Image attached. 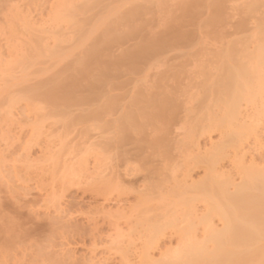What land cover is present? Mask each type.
I'll return each instance as SVG.
<instances>
[{"label":"rangeland","instance_id":"obj_1","mask_svg":"<svg viewBox=\"0 0 264 264\" xmlns=\"http://www.w3.org/2000/svg\"><path fill=\"white\" fill-rule=\"evenodd\" d=\"M191 1L0 0V264L170 261L188 236L203 240L205 203L196 201L198 218L187 219L183 197L193 195L212 163L235 183L242 162L264 168V67L231 120L238 135L219 127L230 101L216 85L221 51L236 49V59L249 62L264 0H221L218 10V0ZM253 1L260 3L258 16L247 11ZM133 10L141 16L129 23L124 18ZM110 26L121 40L108 44ZM136 27L141 31L134 36ZM178 28L191 38L179 42ZM159 36L177 38L145 62H119L107 73L101 68ZM101 40L108 44L101 61L90 76H80L79 65ZM74 80L82 87L75 96L89 101L46 99L51 88ZM163 99L165 120H153ZM125 116L135 120L126 130ZM189 222L202 224H191L193 232Z\"/></svg>","mask_w":264,"mask_h":264},{"label":"bare ground","instance_id":"obj_2","mask_svg":"<svg viewBox=\"0 0 264 264\" xmlns=\"http://www.w3.org/2000/svg\"><path fill=\"white\" fill-rule=\"evenodd\" d=\"M193 1H191V4H192ZM218 1L219 2H216L218 4H215L216 5V7H215L216 9L219 8V3H220L221 0H218ZM255 1H260V0H255ZM255 1H253L252 4ZM196 2H198V1H196ZM196 2L194 1L195 4H197ZM194 3H193V5H195ZM248 3L249 2H247V4ZM258 6H260V3H257V4L254 3L253 6L251 5V8L249 7L250 10H248V8H247L248 13H249V11L252 12V14L255 13V12L258 13L257 11H261V10H258ZM263 6H264V4L262 3L261 9L263 8ZM88 7H90V6H88ZM220 8H221V6H220ZM222 8H224V7L222 6ZM245 9H246V7H245ZM242 11H244V10H242ZM194 12H195V10H194ZM194 12L192 13V15L196 14ZM188 14H190V13H188ZM211 14H213V13H211ZM190 15H189V17L191 18ZM140 16H141V11L140 10H133L130 13V15L128 16V18L126 17L124 19H126V21L128 20L129 23H133V22L135 23V20H138V18ZM245 16H250V15L247 14ZM185 17H187V14H186ZM216 18H218V15H217ZM260 20H261V23L259 22ZM191 21H193V18H192ZM257 22L260 23L259 24L260 26L257 27L259 29L258 30L256 29L257 31H259L258 32L259 34L256 33L257 36L254 34L258 38L256 40L253 39L255 41L254 43H256V47L254 46L255 47L254 52L249 54V62L250 63L252 62L251 64H253V65L256 64V66H258L257 68H255L256 66H252V65L251 66L253 67V69L251 67H249L250 63L247 62L248 60L246 62H243L244 60L242 62L237 60L238 58L235 57V56H237V54H236L237 51L234 52L236 49L234 50V48H229V50L230 49L234 50V51L231 52L232 53L231 54V53H229V51H227L228 50V48H227L228 45L226 47L227 48L226 52H228V53L227 54L224 53L225 54L224 56H223V54H221V53H223V51H221V53H220V58H221V56L223 58L221 60L222 63H220L221 70H219V71H221L220 72L221 74H220V77L218 75L219 80H217L218 83L216 85L218 86V84H219V86H221L222 89H223L221 91V93H220L221 98L226 97L225 99L229 100L230 104H229L228 108L226 107L227 110H224L223 116H221L222 119L219 121L220 122V124H219L220 126L219 127H221L223 129V131H225V132L227 131L226 133H228V131H230V133H229L230 136L231 135H238L237 133L239 132V130L236 131V132L235 131L232 132L230 124L233 123V122L231 120H233L234 119L233 117H235V115L238 114L237 112H238L239 104H241L240 102H242L243 100H249L250 99L249 98V94H250L252 86L254 85V84H252L253 80L258 76V72H259L258 69H260V68L262 69V66L264 67V18H262V19L259 18L257 20ZM129 23L127 25H129ZM115 24H113V25H115ZM120 26H122V25H120ZM208 26L209 25H207V27ZM241 26L238 27V28L240 29ZM137 28L139 29V27H136V28L133 29L132 32L129 31L130 34L134 33L136 35L137 33H140L141 30L140 31L138 30L136 32ZM178 29L181 30V28H178ZM178 29L175 31L176 32V36L177 35H180V36H177L179 38H177V37H174V38H177V40L179 42L181 41L180 39H182V38H183V40H185L188 37L191 38L190 35L189 36L186 35L187 37L184 36L185 32H183L182 30L181 31L179 30V32L181 34L179 32H177ZM174 30H175V28H174ZM242 31H245V30H242ZM247 31H248V29H247ZM114 32H115V29L113 27H111V28H109L108 32L106 33L107 35L105 34L107 36V38L109 39V40L107 39L108 40V44L110 42L118 40L119 37L117 38V36H119V35L114 37ZM106 36H104L103 40H106ZM154 37L151 38L150 40H148V42L146 41V43L143 46H140V48L138 47L139 50L137 52H132V53L128 52V54L126 53L119 61H116V62L108 61V62H106L104 64H101V68L103 69V71L105 73H107V72L113 70V67H115V65L117 66L118 64H116V63H119V62L120 63H123V62L127 63V61H130V62L134 61L136 64L140 63L143 60H146L148 58L150 59L151 56L153 57V55L159 53L163 49L166 50L167 48H169V45L170 44L172 45V43H174V41H175L174 38H172L173 41L171 39H169V40L165 39V38H169L170 36L169 37H165V38H162L160 36H159L160 38H154ZM184 37H185V39H184ZM119 39L121 40V38H119ZM101 41L96 42L95 45H93L91 50H89L88 53H87L86 60L81 65H79V66H81V68L78 70L79 71L78 73H79L80 76H82L84 78H86L88 75L90 76V73H91V72L89 73L90 69L94 65H96L97 63H99L101 61V59H102L101 54L104 51V50L101 49V46L104 44V42L107 44L106 41H102V42ZM241 42H243V41H241ZM251 43H252V40L250 41V44ZM254 43H252V45H254ZM106 44H105L104 47H106ZM234 44H235V47H236V45H239L237 43H234ZM244 44L246 45V43H244ZM247 44H248V42H247ZM229 45H230V43H229ZM231 47H233V45ZM245 47H248V45L245 46ZM224 48H225V46H224ZM101 50H102V52H101ZM242 51L243 52H241V51L240 52L244 54L246 50L245 51L242 50ZM248 52H246V53H248ZM241 56H243V55H241ZM244 56H245V54H244ZM241 58H243V57H241ZM244 59L246 60V58H244ZM134 62L132 64H135ZM143 62H145V61H143ZM209 75H210V73H209ZM262 76H264V75H262ZM258 77H260V76H258ZM76 79H77V77H76ZM88 79H89V77H88ZM258 79L260 81V78H257V80ZM80 84L81 83L79 82V80H74V81H71V83H69V84H61V85H58V86H54L53 88H51V90L46 95V99L48 101L54 103V104H59V103L63 102L65 105H71V103L74 104V103L87 102V101L90 100V98H87V99L80 98L79 99L78 97L75 96L76 95L75 91L78 88L81 87ZM255 85H256V83H255ZM93 86L94 85L89 86L88 88L90 90L94 89ZM218 88H220V87H218ZM161 91H162V89H161ZM162 93H163V91H162ZM222 95H223V97H222ZM142 96L144 97V95H142ZM166 97H169V96H165V98ZM160 99H161V97H160ZM92 100H93V98H92ZM156 101L154 100V102H156ZM164 101H165L164 99L160 103L157 101L158 106L160 108V113H158V114L154 113V115L151 116V118L153 120L154 119L155 120H159L160 118H162L161 120L164 119L163 115L165 113L163 112V110H166L168 108L167 105H166V101L167 100L165 102ZM220 101H222V99ZM203 102H204V100H203ZM225 102H226V100H225ZM223 103H224V101H223ZM145 104H148V103H145ZM154 104H153V106L155 108ZM226 104H227V102H226ZM112 105H114V102H113ZM164 105L167 108H164ZM160 106L162 107V109H161ZM201 106H202V104H201ZM111 107L112 106H108L109 109H111ZM143 107H145V106H143ZM146 107H148V106H146ZM152 108H151V110H152ZM109 109H107V110H109ZM223 109H225V108H223ZM134 110H136V109H134ZM150 112H152V111H150ZM165 112H167V110ZM100 114H101V111H99V113L96 112L94 114V118H98V116ZM132 119H133V121H135L134 120V116H133V118H131L130 116L123 117V120H122L123 126L122 127L125 128V130H126V128L128 129V128L132 127V125H133ZM148 121H149V118H148ZM201 121H203V120H201ZM131 122H132V124H131ZM157 122L158 121H156V123ZM204 122H206V121H204ZM202 126H204V125H202ZM238 129H241V128H238ZM234 137H236V136H234ZM260 142H261V140L260 141L258 140L259 144H260ZM218 158H220V157L218 156ZM253 158H254V156H253ZM211 161H213V159H211L209 163H212ZM244 162H242V163L244 164ZM215 163H217V162H215ZM212 164H214V163H212ZM212 164L209 166L210 170L208 168V171H207L208 175H207L206 179L203 180L201 183L196 185L195 188L192 189V191H193L192 194L193 195L196 194V196L195 195L194 196L193 195L189 196L190 198H186L187 196L185 198L183 197L184 206L186 208V209L185 208L184 209H185V211L187 213V215H185L186 213L183 211L185 213L183 215V216H185L184 218H187L188 214L190 216H195L196 215L195 218H198L197 212H193V211H195V203H196V201H201V202L205 203V211H206V213L202 214V218H200V219H202L201 221L204 224V229H203L204 234H203V237H202L203 240H201L200 238L198 239L197 237H194V236H197V235L193 234L192 231L190 233V234H193L192 236L191 235L188 236V235H186L187 233L182 232V234H181L182 236L181 237H184V235H185V236H188L190 238H188L186 241H184L186 239L184 237V240H182V241H184L185 243H184V245L182 244L183 246H182L181 250L180 251L178 250L179 251V252H177L178 254L176 253L177 254L176 256L173 255L170 261H167V262L165 261L164 262V260H163L162 261V262H164L163 264H165V263H167V264H264V168H259V166L255 164V162L253 164L251 163L250 165H252V166H250L248 168H244L243 167L244 165L242 164V166H241L242 167L241 180H240L239 183H235L236 181L233 180L234 178L231 179V177H227L225 179H222L221 175H219V172L217 173V171L214 170L215 168H214V165L212 166ZM240 169H239V171H240ZM227 174H229V173H227ZM222 175H223V178H224L225 174H222ZM189 191H191V189H189ZM189 191L187 193H191ZM193 208H194V210H193ZM175 215H173V216H175ZM169 218H170V216H169ZM192 218H194V217H192ZM215 218L220 222V224H221L220 228H218V226H216V225L214 226ZM187 219L185 220V222L187 221ZM198 221H200V220H198ZM200 222H199V224H202ZM196 223H197V226H198L199 225L198 222H196ZM196 223L193 222L191 224L192 225H196ZM189 224H190V222H189ZM191 224H190V229L192 228ZM190 229H189V232H190ZM191 230H193V232H195L194 229H191ZM199 240H201V241H199ZM162 262H160V263L162 264Z\"/></svg>","mask_w":264,"mask_h":264}]
</instances>
